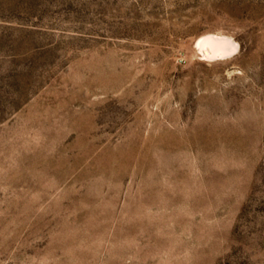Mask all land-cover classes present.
Here are the masks:
<instances>
[{
    "label": "rangeland",
    "instance_id": "rangeland-1",
    "mask_svg": "<svg viewBox=\"0 0 264 264\" xmlns=\"http://www.w3.org/2000/svg\"><path fill=\"white\" fill-rule=\"evenodd\" d=\"M0 264H264V0H0Z\"/></svg>",
    "mask_w": 264,
    "mask_h": 264
},
{
    "label": "bare ground",
    "instance_id": "bare-ground-1",
    "mask_svg": "<svg viewBox=\"0 0 264 264\" xmlns=\"http://www.w3.org/2000/svg\"><path fill=\"white\" fill-rule=\"evenodd\" d=\"M197 46L210 59L233 55L239 48L238 42L224 34L205 33L197 39Z\"/></svg>",
    "mask_w": 264,
    "mask_h": 264
}]
</instances>
